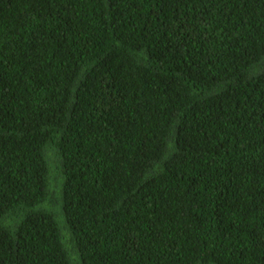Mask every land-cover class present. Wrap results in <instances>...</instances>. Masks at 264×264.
<instances>
[{
  "label": "trees",
  "instance_id": "16d2710c",
  "mask_svg": "<svg viewBox=\"0 0 264 264\" xmlns=\"http://www.w3.org/2000/svg\"><path fill=\"white\" fill-rule=\"evenodd\" d=\"M0 264H264V0H0Z\"/></svg>",
  "mask_w": 264,
  "mask_h": 264
}]
</instances>
